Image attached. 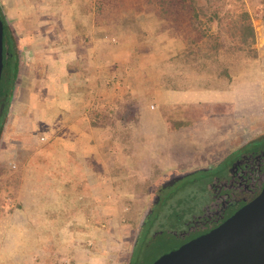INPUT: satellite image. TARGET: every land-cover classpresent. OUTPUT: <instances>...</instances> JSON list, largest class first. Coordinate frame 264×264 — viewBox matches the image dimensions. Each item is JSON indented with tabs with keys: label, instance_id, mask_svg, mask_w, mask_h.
Instances as JSON below:
<instances>
[{
	"label": "rangeland",
	"instance_id": "rangeland-1",
	"mask_svg": "<svg viewBox=\"0 0 264 264\" xmlns=\"http://www.w3.org/2000/svg\"><path fill=\"white\" fill-rule=\"evenodd\" d=\"M163 1L105 0L101 10L103 29L115 32L119 26L114 20L125 21L126 9L134 10L136 20L130 18L129 25L139 39L137 43L125 39L134 49L124 61L121 53L120 66L128 69L119 71V86L113 92L118 97L113 126L118 140L114 145L120 151L118 156L114 150L113 155L104 156L109 167L102 169L101 189L104 198L111 199L77 203L76 187L66 195V188L55 183L65 178L76 182V178L82 179L80 174L60 172L59 165L48 161L39 164L42 166L34 161L27 164L18 151L8 161L4 146L0 147V264H153L171 250L174 240L170 233L176 219L199 214L210 203L209 184L219 183H211L213 177H221L220 181L229 178L230 163L250 149L248 145L227 151L228 141L222 139L227 132L222 130L230 125L234 138L232 130L240 124L234 121L236 116L229 121L221 115L228 107L223 104L231 100L226 93L233 85L244 79L254 82L256 71L264 70V59L263 63L256 61L255 48L241 44L234 29L243 13L250 16L251 23L252 19L264 23V0H195L196 6L177 2L167 13ZM92 2L56 0V31H62L65 19L78 16L77 11L63 6L77 8ZM2 9L0 6L5 18ZM192 11L197 17L193 18ZM143 14L150 19L138 17ZM14 34L18 36L15 30ZM145 34L149 41L141 42ZM159 93L161 101L159 96L156 99ZM187 94H193L189 100H195L193 110L182 113L184 107L172 105V129L158 130L159 126L145 123L159 114L158 103ZM198 97L208 105L200 104ZM212 109L222 111L215 115ZM146 128L160 135L143 139ZM255 130L243 144L256 137L264 141L263 122ZM37 155L49 158L46 151ZM51 180L55 183L48 185ZM67 224L62 235L59 232ZM154 233L159 234L152 238ZM88 240L90 245L85 247Z\"/></svg>",
	"mask_w": 264,
	"mask_h": 264
},
{
	"label": "crops",
	"instance_id": "crops-1",
	"mask_svg": "<svg viewBox=\"0 0 264 264\" xmlns=\"http://www.w3.org/2000/svg\"><path fill=\"white\" fill-rule=\"evenodd\" d=\"M92 1V5L77 8L63 6L77 11L78 16L70 14L72 18L64 20L62 31H56L53 18L56 0H0L6 24L15 43L13 97L3 121L0 147L4 146L3 154L8 161L15 159L13 156L18 151L19 155H25L27 164L34 161V164L37 162L38 166H42L39 164L48 161L59 165L60 172L74 171L80 174L82 179L76 178V182L65 178L57 183L51 180L48 185L55 183L66 188V195L71 194V187H76L74 194L77 203L98 204L107 199L101 190L102 169L109 167L103 162L104 156L109 153L113 155V150L116 151L114 155L120 151L114 145V140H118V133L113 127L118 97L113 92L119 86V71L128 69L120 65L131 56L134 49L131 44L124 42L126 39L137 43L139 39L133 36L131 29L119 28L117 32L104 30L101 10L105 0ZM126 11L136 20L134 10L129 8ZM138 17H143L144 21L150 19L145 14ZM108 21L107 28L110 26ZM251 25L255 36L253 47L256 50V61L263 63L264 23L252 19ZM14 30L18 36L14 34ZM140 41H149L148 34ZM263 71H256L254 82H245L244 79L243 82L234 84L230 93H226L231 96V100L229 104H223L228 106L223 111L219 109L215 112L212 109V114L215 115L222 111L221 117H227L229 121L231 116H236L234 121L240 124L235 127L236 130H232L234 138L229 133L230 125L222 130L227 132V136L222 139H225V143L228 141L230 150L227 151L230 153L260 140V137H256L243 144L248 134L252 136L256 133L255 129L262 122L264 124ZM132 73H135V69ZM159 95L160 93L156 95V99H159ZM192 96L187 94L179 100L169 99L158 103L159 114L145 120V123H153V128L159 126L158 130L172 129L174 121L171 106L184 107L182 113L192 111L195 102L189 101ZM159 97L161 101L162 96ZM197 100H200V104L208 105L201 98ZM211 105L214 108L215 104ZM154 107L151 105V109ZM221 124L218 125L219 130ZM224 127L225 124L222 128ZM153 130H145L142 138L160 135L159 131ZM151 132L154 134L151 135ZM227 137L229 140H226ZM219 147L222 148L223 145L219 144ZM42 151H46L49 158L35 156ZM220 152L217 151V154ZM228 156L229 154L221 157ZM43 158L45 160H40ZM109 199L111 198L107 200ZM68 224L59 233L65 235ZM85 244V247H89L90 241Z\"/></svg>",
	"mask_w": 264,
	"mask_h": 264
},
{
	"label": "water",
	"instance_id": "water-1",
	"mask_svg": "<svg viewBox=\"0 0 264 264\" xmlns=\"http://www.w3.org/2000/svg\"><path fill=\"white\" fill-rule=\"evenodd\" d=\"M2 53L0 20V80ZM153 264H264V187L256 198L216 229L163 255Z\"/></svg>",
	"mask_w": 264,
	"mask_h": 264
},
{
	"label": "flooded vegetation",
	"instance_id": "flooded-vegetation-1",
	"mask_svg": "<svg viewBox=\"0 0 264 264\" xmlns=\"http://www.w3.org/2000/svg\"><path fill=\"white\" fill-rule=\"evenodd\" d=\"M226 172L229 178L223 181L219 176L212 178L211 183L215 180L219 183L209 184L210 203L203 205L199 214L176 219L170 233L174 244L168 253L216 229L258 196L264 187V142L251 144L242 157L230 163ZM158 234L154 233L152 238Z\"/></svg>",
	"mask_w": 264,
	"mask_h": 264
},
{
	"label": "trees",
	"instance_id": "trees-1",
	"mask_svg": "<svg viewBox=\"0 0 264 264\" xmlns=\"http://www.w3.org/2000/svg\"><path fill=\"white\" fill-rule=\"evenodd\" d=\"M166 4L165 13L171 11V6H174V3L181 2V6H196L194 3L195 0H165L163 1ZM177 5V4H176ZM98 11V10H97ZM130 16V17H129ZM193 18L195 16V12L192 11ZM127 19L124 21L123 18L114 20L115 25L119 26L120 30L123 29H133L129 25V21L131 18V14H127ZM215 18L216 16H212L210 19ZM0 20L3 25V53H2V62L3 68L1 73L0 80V137L2 132L3 121L8 111V107L11 103L12 95H13V68L15 66V43L11 32L6 24V20L3 17L0 10ZM135 19L131 18V21ZM113 28V27H112ZM114 29V28H113ZM236 30V34L240 37V43L245 46H253L255 43L254 31L251 25L250 16L246 13H243L239 19V22L234 27ZM263 41V39H262ZM263 140V138H261ZM264 142V141H263Z\"/></svg>",
	"mask_w": 264,
	"mask_h": 264
}]
</instances>
